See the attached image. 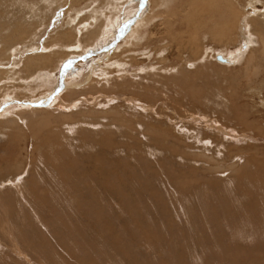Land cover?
<instances>
[{"label":"rangeland","instance_id":"obj_1","mask_svg":"<svg viewBox=\"0 0 264 264\" xmlns=\"http://www.w3.org/2000/svg\"><path fill=\"white\" fill-rule=\"evenodd\" d=\"M115 1L0 0V82L8 81L0 93L9 97L0 95V163L10 164L0 169V264H264V81L251 74L253 48L243 49L252 40L260 56L264 0L236 1L248 18L230 43L208 37V0ZM138 17L151 21L129 44L126 25ZM198 33L204 38L192 45ZM41 48L36 66L27 56ZM62 82L71 86L62 99L73 105L54 115L71 146H57L50 131L32 138L31 124L13 144V112L37 118L36 104ZM5 107L11 113L1 117ZM69 112L77 132L62 125ZM91 152L103 153L112 189L88 182L101 172ZM61 155L66 173L84 164L69 197L54 176ZM19 175L22 185L7 181ZM58 177L64 183L67 174Z\"/></svg>","mask_w":264,"mask_h":264},{"label":"bare ground","instance_id":"obj_2","mask_svg":"<svg viewBox=\"0 0 264 264\" xmlns=\"http://www.w3.org/2000/svg\"><path fill=\"white\" fill-rule=\"evenodd\" d=\"M108 1V0H107ZM117 1V0H116ZM115 1V2H116ZM163 1V0H162ZM171 1H173L174 2V4L175 3H177V2H179V0H171ZM236 1L237 0H208V2L205 4V3H202V6L203 7H205V8H207V9H209V10H211L212 11V13H213V16H214V19H211L209 22H211V24H213V28H211L209 31H208V37H210L211 39H213V40H215V41H222V40H224V41H226V42H229L230 43V41L232 40V39H234V40H237V38H238V33H240V34H243L244 33V30H243V27H242V25H244V21L245 20H247V18H248V16L247 15H243V7L240 9V7L238 6V3H236ZM256 1V0H255ZM72 2V1H71ZM161 0H154L153 1V7L155 6V7H157L158 5L160 6V4L161 3H163V2H161ZM238 2H240L239 0H238ZM249 2V1H248ZM149 3V2H148ZM160 3V4H159ZM192 3V2H191ZM194 3V2H193ZM255 3V2H254ZM253 2H249V7L253 10V12H252V15H251V17H253V18H256V16L255 15H257L258 14V11H256L257 9L255 8V4H254ZM108 4V3H107ZM119 4V3H118ZM164 4V3H163ZM165 4H167V2H165ZM169 4V3H168ZM112 5V4H111ZM120 5V4H119ZM172 3H170L169 4V6H170V8H172ZM68 6V5H67ZM196 6V5H195ZM244 6V5H243ZM115 7V6H114ZM202 7V8H203ZM177 8V7H176ZM181 9V8H180ZM184 9V8H183ZM191 9H193V8H191ZM115 10V9H114ZM187 10H189V9H187ZM186 10V11H187ZM154 11V10H153ZM96 12V11H95ZM193 12V11H192ZM97 13V12H96ZM154 13V12H153ZM185 13V12H184ZM188 14V13H187ZM186 14V15H187ZM250 14V13H249ZM151 15V13H149L147 16H150ZM107 16V15H106ZM188 16V15H187ZM165 17V16H164ZM191 17V16H190ZM189 17V18H190ZM258 17V16H257ZM172 18V17H171ZM193 18V17H192ZM192 18H190V19H192ZM74 19V18H73ZM80 19V18H79ZM97 19H99V18H97ZM174 19V18H173ZM181 19V18H180ZM195 19V18H194ZM193 20V19H192ZM261 20V19H260ZM149 21H151L150 20V18H146V17H138V18H134L133 20H130V23L128 24V25H126V30H128L129 29V31H128V34L130 35H128L129 36V40L127 41L129 44H131V42H133V40L136 42V38H138L139 36H140V32H141V30H142V28H143V26L145 25V24H147ZM181 21H182V19H181ZM262 21V20H261ZM74 22V21H73ZM116 22V21H115ZM185 22V21H184ZM72 23V22H71ZM112 23H113V21H112ZM111 25V24H110ZM175 25V24H174ZM195 25H196V23H195ZM116 26V25H115ZM133 26V27H132ZM156 26V25H155ZM31 27V26H30ZM83 27H85V26H83ZM194 27V26H193ZM51 29H52V27H51ZM50 29V30H51ZM88 29V28H87ZM144 29H145V27H144ZM54 30H56V29H54ZM120 30V29H119ZM199 30H201V31H203V29H199ZM169 31V30H168ZM205 31H206V28L204 29V33H205ZM105 32H106V30H105ZM193 32V31H192ZM69 33H70V35H71V33H72V31L71 30H69ZM124 33H125V27H123L121 30H120V35L121 36H124ZM109 34V36H110V33H108ZM72 35H73V33H72ZM71 35V36H72ZM93 35V34H92ZM119 35V36H120ZM179 35V34H178ZM59 36V35H58ZM76 36V35H75ZM112 36V35H111ZM110 36V37H111ZM127 36V37H128ZM185 36V35H184ZM201 36L204 38V36L202 35V33H198L197 35H195V36H193V37H196L197 38V41H193V43H192V45H196V46H198V39H200L201 38ZM74 37V36H73ZM72 37V38H73ZM83 37V36H82ZM168 37V36H167ZM248 37V36H247ZM246 37V38H247ZM71 38V37H70ZM75 38V37H74ZM86 38V37H85ZM174 38V37H173ZM249 38V37H248ZM55 39V38H54ZM84 39V38H83ZM202 39V38H201ZM260 39H261V43H262V46H261V53H260V56H258L259 55V52H260V49L259 50H256L255 48H254V46H252V45H255L254 44V42L252 41V40H249V41H247V43H245V46H244V51L247 49H249L250 47H252L251 49V55L252 56H250V58H251V60H250V62H249V64H252V63H255L254 65H252V66H254L255 67V71L254 72H252L251 74L253 75H257L258 73H261L262 75V77H263V79H261V83L259 84V86L260 85H262V83H263V81H264V28L261 30V32H260ZM191 40V39H190ZM194 40V39H193ZM56 41V40H55ZM64 41V40H63ZM82 41V40H81ZM131 41V42H130ZM44 42V41H43ZM65 42V41H64ZM75 42V41H74ZM44 44V43H43ZM260 44V43H259ZM55 45V44H54ZM65 45V44H64ZM88 46V45H87ZM27 47V46H26ZM36 47V46H35ZM51 47V50L52 49H54V47L53 46H50ZM77 47V46H76ZM179 47H181V46H179ZM188 47V46H187ZM37 48V47H36ZM43 48V47H42ZM41 48V49H42ZM48 48V47H47ZM57 50H61V46H56L55 47ZM67 48H69V46L68 47H65L64 49H67ZM79 48V47H78ZM81 48V47H80ZM178 48V47H177ZM24 49V48H23ZM40 49V48H39ZM70 49H72V47H70ZM69 49V51H71ZM20 50V49H19ZM25 50V49H24ZM48 50H50V49H48ZM73 50V49H72ZM5 51V50H4ZM46 50L45 49H42V50H35V52H33V53H36V54H33V56H35V57H33V58H36L37 59V61H34V59L33 58H31L32 56H27L28 57V61L30 62V63H34V64H36V66L38 65L37 63H39V62H41L40 61V59L39 58H43V52H45ZM53 51V50H52ZM77 51V49H75V52ZM250 51V50H249ZM7 52V51H6ZM6 52H5V54H6ZM78 52V51H77ZM241 52V51H240ZM27 53V52H26ZM59 53V52H58ZM236 53V52H235ZM242 53V52H241ZM240 53V54H241ZM31 54V53H30ZM54 54V53H53ZM111 54V53H110ZM229 54V53H228ZM231 54H232V52H231ZM7 55V54H6ZM25 55V54H24ZM56 55H59V54H56ZM223 55V54H222ZM233 55H238V54H233ZM233 55H231L230 56V54H229V56L230 57H232L233 58ZM21 56V55H20ZM54 56H55V54H54ZM111 56V55H110ZM52 57H53V55H52ZM217 57V56H216ZM56 58V57H55ZM107 58V57H106ZM222 58V57H221ZM232 58H231V60H232ZM249 58V59H250ZM47 59V58H46ZM50 59H53V58H50ZM105 59V58H104ZM216 59V58H215ZM223 59V58H222ZM229 59V58H228ZM238 59V60H237ZM241 58L239 57H236V59L234 58L233 60H232V62H234V60H237L238 61V63H239V60H240ZM258 59H260V61L262 62V63H259V61H258ZM4 60V59H3ZM11 60V59H10ZM224 60V59H223ZM27 61V62H28ZM74 61V60H73ZM73 61H70L69 63H67V65L65 66V70H68V68L69 67H72L73 65H72V63H73ZM214 61V60H213ZM215 61H219V63L220 62H222L221 60H219L218 58L215 60ZM224 62V61H223ZM231 62V63H232ZM25 63V65H26V62H24ZM23 63V64H24ZM216 63H218V62H216ZM225 63V62H224ZM224 63H222V64H224ZM20 64V63H19ZM20 66V65H19ZM6 68V67H5ZM38 68V67H37ZM144 68V67H143ZM246 68H248V66H246ZM14 69V68H13ZM27 69V68H26ZM71 69V68H70ZM177 69V68H176ZM187 69V68H186ZM262 70V71H261ZM247 71V70H246ZM90 73V72H89ZM247 73H249V70H248V72ZM8 75H11V74H9V73H7ZM87 74V73H86ZM250 74V75H251ZM136 75L137 74H132L131 75V78H134V77H136ZM189 75V74H188ZM249 75V76H250ZM251 75V76H252ZM253 75V76H254ZM3 76V75H2ZM1 76V77H2ZM84 76V75H83ZM254 76V77H255ZM258 77V76H257ZM256 77V78H257ZM255 78V79H256ZM3 79H5V77L3 78ZM86 79V78H85ZM257 80V79H256ZM6 82H8V81H4V83L3 82H0V90H1V86H3V85H5V83ZM17 82V81H16ZM250 82V81H249ZM66 83H68V82H65V83H63L62 82V84H60L59 85V87H58V90H56L52 95H50V96H47V97H45V98H43V99H41L40 101H39V103H37L36 105H38V107H41V108H36V109H39V110H42L43 112L42 113H40V114H38L37 115V118H35L34 116H30L29 115V113H24V116L23 117H20L22 114H20V115H16L17 113H14L13 112V115H12V117H14L13 119H10V120H12V123H13V125L16 127V130H14V131H16V134H15V141L13 142V144L15 143V142H17V137L18 138H21L22 136H21V131H25V129H26V127H25V125H27L28 124V126H30V124H31V128H32V138H37L38 136H42V135H45L44 133L46 132V135H47V137L50 135H48V133H47V131H50V132H52L53 134H55V137L60 141V142H57V146H61L62 145V147L64 148V146H71V142L74 140L73 138H69V137H67L68 135H65L66 133H64V131L65 130H61L60 129V127H62L60 124H59V122H60V119L59 120H57V118H55V112L54 111H56V110H63V109H67V108H71L70 106H72L73 104L72 103H67V101H65L64 99H62V95H61V93L63 92V93H67V91H68V89L71 87L69 84H66ZM85 83V82H84ZM83 83V84H84ZM251 83H253V82H251ZM78 84V83H77ZM250 84V83H249ZM72 85V84H71ZM263 85H264V83H263ZM262 85V86H263ZM76 86V85H75ZM78 86V85H77ZM258 86V87H259ZM261 86V88H259V89H262L263 87ZM7 87V86H6ZM9 87V86H8ZM5 88V87H4ZM75 88V87H74ZM82 88H84V85H82ZM126 89H127V92H132L133 91V89H132V84H130V85H128L127 87H126ZM258 89V90H259ZM20 90V89H19ZM71 90V89H70ZM77 90H78V88H77ZM251 90V89H250ZM16 91V90H15ZM81 91V90H80ZM92 91V93L90 94V96L93 98V99H96L97 100V95L95 94V92L93 91V90H91ZM260 91V90H259ZM20 93V92H19ZM19 93H17L18 94V96H19ZM21 94V93H20ZM81 94V93H80ZM80 94H78V95H80ZM0 95H4V98L6 99V98H9L7 95H8V92L7 91H2L1 93H0ZM24 95V94H23ZM179 97V96H178ZM1 98V97H0ZM3 98V99H4ZM77 98V97H76ZM3 99H1V100H3ZM60 99V100H59ZM130 99H133V98H130ZM185 99V98H184ZM71 99H69V101H70ZM7 101V100H6ZM73 101V100H72ZM3 102V101H2ZM175 102V101H174ZM8 104V103H7ZM10 104H11V102H10ZM15 104V103H14ZM26 104V103H25ZM32 105V104H31ZM35 105V104H34ZM40 105V106H39ZM44 105H46V107L44 106ZM8 106V105H7ZM23 106V105H22ZM26 106H30V104L29 105H26ZM23 107H25V106H23ZM75 107V106H74ZM11 108V107H10ZM10 108H7V107H5V108H3L1 111H3V110H5V111H3L2 112V115H1V117H3V115H5V114H9V113H11V112H9L8 113V111H9V109ZM14 108V107H13ZM12 108V109H13ZM17 108H19V107H17ZM16 108V109H17ZM25 108H27V107H25ZM82 108V107H81ZM55 109V110H54ZM79 109V108H78ZM77 109V110H78ZM22 110V109H21ZM25 110H27V111H29V109H25ZM12 111V110H11ZM13 111H15V109L13 110ZM82 111H84V110H82ZM81 111V112H82ZM21 112H23V111H21ZM31 112L32 113H34L35 115H36V113H38L37 111L35 112V111H33L32 110V108H31ZM78 112H79V110H78ZM84 112H86V111H84ZM109 112L110 113H113L114 112V110H109ZM109 112H101L102 114H105L106 116L108 115V114H110ZM65 113V112H64ZM73 113V112H72ZM83 113V112H82ZM15 114V115H14ZM60 114V113H59ZM65 114H67V113H65ZM79 114H80V112H79ZM84 114V113H83ZM87 114V113H86ZM76 115V114H75ZM200 115H202V114H200ZM164 116V115H163ZM4 118H7V117H4ZM4 118H2V119H4ZM15 118L22 124L21 125V127L20 126H18V125H15L14 123H17L16 121H14L15 120ZM77 118V117H76ZM90 118V117H89ZM109 118V117H108ZM116 119H114L115 121H117V120H119V121H122V118H120V117H115ZM21 119V120H20ZM74 116L69 112L68 113V115H67V117L66 118H63L62 120H64V121H62V125H68L67 127L69 128L68 129V132L69 133H73V132H77V130H73V129H71L70 127L72 126V127H74V125L73 124H75V121H74ZM78 119H79V117H78ZM77 119V120H78ZM76 120V121H77ZM83 120H84V117H83ZM100 120H101V118H100ZM11 123V122H10ZM93 123V122H92ZM110 123V122H109ZM125 124H127V123H125ZM173 124V123H172ZM12 125V124H11ZM77 125V124H76ZM83 125V124H82ZM93 125L94 126H96V122L94 121V123H93ZM221 125V124H220ZM80 126V125H79ZM98 126V125H97ZM12 127V126H11ZM24 127V128H23ZM76 127V126H75ZM81 127V126H80ZM217 127V126H216ZM6 128L7 127H5L4 128V126L3 127H1L0 128V130H2L3 132L4 131H6ZM77 128V127H76ZM79 128V127H78ZM161 128H164V127H161ZM219 128H220V126H219ZM222 128H223V126H222ZM228 128V127H227ZM107 129H110V127L109 128H107ZM107 129L105 128V130L107 131ZM168 129V128H167ZM166 130V129H165ZM30 131V130H29ZM111 131V130H110ZM110 131H108V132H110ZM115 131V130H114ZM128 131V130H127ZM131 131V130H130ZM172 131V130H171ZM191 131V130H190ZM224 131H227V130H224ZM231 131V130H230ZM81 132L83 133V131H78V134H77V137H81ZM129 132V131H128ZM169 132V131H168ZM173 132V131H172ZM15 133V132H14ZM20 135H19V134ZM87 132H85V134H86ZM98 133V132H97ZM118 133H119V130H118ZM227 133V132H226ZM231 133V132H230ZM242 133V131L240 132V134ZM23 134V133H22ZM168 134V133H167ZM120 135V134H119ZM124 135V137H125V134H123ZM170 135V134H169ZM180 135V134H179ZM221 135H222V133H221ZM86 136V135H85ZM102 136V135H101ZM133 136V135H132ZM172 136V135H171ZM77 137H75V138H77ZM97 137V136H96ZM105 137V136H104ZM121 138H119V140L120 139H122V136H120ZM168 138V137H167ZM44 139V138H43ZM83 139V138H82ZM93 140H96L95 138H93ZM99 140V139H98ZM123 140V139H122ZM40 141H41V139H40ZM82 141V140H81ZM84 141H86V139H84ZM112 141V140H111ZM111 141H110V143H111ZM114 141V140H113ZM88 142V141H87ZM90 142V141H89ZM115 142V141H114ZM125 142H126V139H125ZM204 142V141H203ZM94 143V142H93ZM8 144V143H7ZM109 144V143H108ZM113 144V143H112ZM220 144V143H219ZM81 145V143H77L76 144V146H80ZM83 146H85L84 144H82ZM110 145V144H109ZM72 146H73V144H72ZM76 146H74L73 147V149L76 147ZM111 146H114V145H111ZM123 145H121V147H122ZM160 146V145H159ZM86 147H88V146H85V149H86ZM133 147V146H132ZM190 148V147H189ZM60 149V151H61V148H59ZM84 149V150H85ZM93 149H95V147H93ZM113 149H114V147H113ZM211 151V150H210ZM62 152L64 153V151L62 150ZM90 152V151H89ZM106 152V151H105ZM117 152V151H116ZM162 152V151H161ZM78 154V153H77ZM77 154H75L76 156H77ZM86 154H89V155H86V157L87 158H90L89 160H90V164H91V166L94 168V169H100V173L98 174L97 172H94V173H91V175L90 176H92L90 179H89V183H91V184H93L98 190H99V188H98V186L99 187H101V188H104V186H103V184H108L109 186H110V188L112 189V187H113V183L112 182H110L109 181V179L110 178H112V176H111V174H107V173H105V171H107V169L106 168H103V167H101L102 165H103V163H101V160H103L102 159V156L101 155H103V153H98V152H96V153H94V154H92V152L91 153H86ZM107 154H110V153H107ZM192 154H194V153H192ZM67 155H61L60 156V158H59V160H57L56 162V164H55V166H54V169H55V177H56V181H57V188H59L60 190H63V192H65L66 194L65 195H67V197H69L70 196V194L67 192V190H66V187L67 186H69V185H72L75 181H79V180H75V178H73V177H75V175H80V176H85L84 175V173L80 170V167H83L84 166V164L83 165H80L78 168H76V169H72L71 171H69L68 173H66L67 171H68V169L69 168H71V166L70 167H68L67 169H64L63 167H64V165H66L65 163V161H62L61 159H63V158H65ZM75 156V157H76ZM83 156V155H82ZM111 156V155H110ZM79 157H81V156H79ZM182 158V157H181ZM16 159V158H15ZM111 159V158H110ZM183 159V158H182ZM181 160V159H180ZM137 161V160H136ZM5 162H7L6 160H4V158H3V160H2V162L0 163V169H2L3 167H5V168H8L7 166H9L7 163H5ZM59 162H62V163H59ZM115 162V161H114ZM77 163V162H76ZM116 164V163H115ZM107 165H109V163L107 164ZM106 165V166H107ZM110 165H111V163H110ZM232 165V164H231ZM119 166V165H118ZM118 166H116V167H118ZM97 167V168H96ZM109 168H110V166H109ZM206 170V169H205ZM87 170H85L84 172H86ZM113 171V169L112 170H110V172H112ZM209 171V170H208ZM235 171V170H234ZM1 172V171H0ZM109 172V173H110ZM115 172V171H114ZM125 172H126V170H125ZM116 173V172H115ZM67 174V177H66V180H65V182L63 183V181H61L60 180V178L58 177L59 175H66ZM93 174H96V175H93ZM21 175H19V176H17V177H15V178H11V179H8L7 181H10V183H14V185H17L16 187H18L19 186V184H21L22 185V181L20 180L21 179V177H20ZM99 176V177H98ZM104 177H105V179H104ZM211 177V176H210ZM55 179V178H54ZM100 179H104V180H106V181H108V182H106V181H104V182H102ZM19 181V184H17L16 182H18ZM9 183V184H10ZM97 183V184H96ZM8 184V185H9ZM98 185V186H97ZM127 189L128 190H130V187L129 186H127ZM218 189V188H217ZM31 192V193H30ZM30 192L28 193L30 196H33V198H34V200H38V197H36L34 194H33V192H34V190L33 189H30ZM119 193V192H118ZM210 193H213V191H212V189H210L209 191H208V194L209 195H211ZM214 194V193H213ZM236 194V193H235ZM247 196V195H246ZM244 207H245V205H244ZM248 209V208H247ZM3 226V225H2Z\"/></svg>","mask_w":264,"mask_h":264},{"label":"water","instance_id":"obj_3","mask_svg":"<svg viewBox=\"0 0 264 264\" xmlns=\"http://www.w3.org/2000/svg\"><path fill=\"white\" fill-rule=\"evenodd\" d=\"M217 58H218L219 60H221L222 62H223V61L225 62V60H223V59L221 58L220 55H218Z\"/></svg>","mask_w":264,"mask_h":264}]
</instances>
